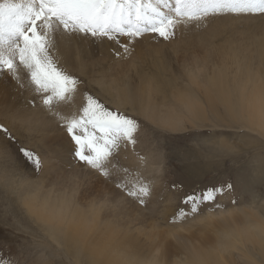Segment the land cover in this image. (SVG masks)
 Instances as JSON below:
<instances>
[{
	"label": "rangeland",
	"instance_id": "obj_1",
	"mask_svg": "<svg viewBox=\"0 0 264 264\" xmlns=\"http://www.w3.org/2000/svg\"><path fill=\"white\" fill-rule=\"evenodd\" d=\"M262 38L264 19L226 16L211 20L206 28L193 26L172 42L146 36L128 59L116 57L121 49L114 42L91 37L74 47L82 59L61 64L60 58L59 63L85 83L75 102L61 105L58 111L66 116L78 111L87 90L110 109L119 108L139 120L138 151L147 157V164L130 149L121 151L117 159L129 169L124 179L139 176L151 182L152 196L146 207L116 187L122 178L119 171L105 179L82 166L74 158V143L57 119L39 105L38 98L35 108L28 105L34 98L30 88L20 89L21 95L14 99L10 88L15 82L6 74L0 76V123L44 161L42 170L36 171L16 151V144L8 147L0 137V264H91L56 227L35 214L44 209L45 214L63 216L48 209L49 201L43 204L49 190L73 197V205L95 211L99 227L89 241L118 234V245H99L104 256L117 259V264L135 256L143 264H225L228 259L233 264H264V254L258 249L252 255L240 253L254 218L264 222V135L240 114L229 117L226 108L230 47L242 50L250 64ZM156 63L164 66V81L176 82L148 92L143 80L159 70ZM193 68L197 71L194 82L187 75ZM97 82L106 87L102 89ZM204 86L206 92L213 89L212 101L205 98ZM186 97L197 100L194 108L199 112L187 110ZM152 112L155 116L148 117ZM178 120L180 127L173 123ZM225 145L235 150L227 151ZM227 181L236 190L218 197L216 203L223 208L209 211L214 205L205 204L199 215L182 223L170 222L181 208L187 209L186 196ZM227 224L231 229H226ZM223 233L229 236L231 248L221 256L214 250Z\"/></svg>",
	"mask_w": 264,
	"mask_h": 264
},
{
	"label": "snow or ice",
	"instance_id": "obj_2",
	"mask_svg": "<svg viewBox=\"0 0 264 264\" xmlns=\"http://www.w3.org/2000/svg\"><path fill=\"white\" fill-rule=\"evenodd\" d=\"M226 16L264 19V0H0V76H10L20 89L30 88L34 98L28 105L35 108L38 98L39 105L57 119L74 143V158L82 166L105 179H112L113 171H119L122 178L116 187L146 207L152 196L151 182L139 176L124 179L129 169L120 166L117 159L121 151L130 149L147 164V157L138 151L139 120L119 108L110 109L87 90L78 111L67 116L58 111L61 105L75 102L85 83L59 63L60 45H70L72 37L108 40L121 49L115 53L118 59H128L146 36L172 42L193 26L206 28L211 20ZM260 118L264 121V104ZM0 137L8 147L16 144V151L36 171L42 170L40 153L20 144L4 123H0ZM224 149L235 150L231 145ZM235 190L236 185L227 181L188 195L183 200L187 209L181 208L170 222L182 223L199 215L205 204L214 205L209 211L223 208L216 203L218 197ZM232 203H236L234 198Z\"/></svg>",
	"mask_w": 264,
	"mask_h": 264
},
{
	"label": "bare ground",
	"instance_id": "obj_3",
	"mask_svg": "<svg viewBox=\"0 0 264 264\" xmlns=\"http://www.w3.org/2000/svg\"><path fill=\"white\" fill-rule=\"evenodd\" d=\"M83 38L84 37H80V39L78 37H73L71 39V44L68 46L61 43L58 52V55L62 60L61 64H71L77 59H82L78 54H75L74 47L76 43L80 42ZM231 47L226 59V64H229L232 70L230 75L227 76V115L231 118H236V115L240 114L241 119L248 120L249 123H252L254 126L261 129L262 134L264 135V121L260 118L261 106L264 104V39L262 38L260 40L257 47V55L254 61L250 64L246 62L242 50L231 49ZM238 53L240 54L238 55ZM155 67L159 70L153 73L151 77H144L143 80L144 86L148 92L176 82L175 79L164 81L163 64L156 63ZM201 70L202 69H200L199 72H201ZM196 73L197 71L195 68L187 73L192 82H194V79L196 78ZM218 78L222 79L223 76L219 75ZM215 81L216 80L214 79L211 82V85H214ZM201 90L205 98L208 97V99L212 101L210 93L213 89L211 88L206 92L204 86ZM10 91L14 99H17L18 94L21 95V90L17 87L16 83L13 84ZM7 93L9 94V92ZM144 94L145 93L143 92L142 95ZM196 102V99L186 97L185 105L187 110H192ZM237 103L240 105L239 110L236 109ZM193 111L199 112V109L196 107ZM147 116H155V112L148 113ZM173 123L180 127L179 124L182 123V121L178 120V122ZM44 198L45 200L43 204L46 206L49 201L47 207L50 211H54L57 214H63V216L45 214L43 213L44 209L36 211L35 214L43 218L42 220L45 219L44 221L48 222L50 225L56 227L75 249H78L80 253L90 260L91 264H117V259L112 260L109 259V256H104L103 249L99 245L102 243L109 245L110 247L118 245V234L102 236L97 242L89 241L91 239V234L94 236L99 227V218L98 215H95L93 209L86 210L78 205H73L71 204V199L73 197L70 198L63 193H53L51 190L46 192ZM62 203H65L66 206H61ZM253 221V225L249 227L248 235L241 241V256L246 251L248 252L247 255H252L254 249H258L260 253L264 254V222L261 221L259 217H255ZM225 227L226 229H231V226L228 224L225 225ZM217 240L218 247L214 251L223 256L231 248L229 236L226 233H223L220 237H217ZM226 241H228V244L224 246V242ZM143 262V260L135 256L127 258L125 264H143ZM159 263L161 264V262H151L150 264ZM225 264L233 263L231 259H228Z\"/></svg>",
	"mask_w": 264,
	"mask_h": 264
}]
</instances>
